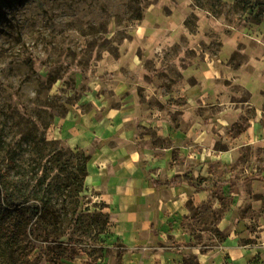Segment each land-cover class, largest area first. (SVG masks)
Masks as SVG:
<instances>
[{"label": "rangeland", "instance_id": "obj_1", "mask_svg": "<svg viewBox=\"0 0 264 264\" xmlns=\"http://www.w3.org/2000/svg\"><path fill=\"white\" fill-rule=\"evenodd\" d=\"M263 1L3 0L0 160H90L85 228L0 264H264Z\"/></svg>", "mask_w": 264, "mask_h": 264}, {"label": "trees", "instance_id": "obj_2", "mask_svg": "<svg viewBox=\"0 0 264 264\" xmlns=\"http://www.w3.org/2000/svg\"><path fill=\"white\" fill-rule=\"evenodd\" d=\"M262 4L264 7V1ZM35 148L38 157L28 168L17 164V158L6 147L5 158L0 160V236L5 239L6 251L18 253L19 260L31 257L37 249L32 244L35 240L47 242L42 251H52L62 247L58 245L66 232H77L86 224L80 194L88 175L90 155L81 149L46 152L44 147ZM45 156L49 158L42 165ZM100 216L96 215V225ZM108 222L107 218L99 232H104ZM24 262L29 264L27 259ZM50 263L55 260L52 258Z\"/></svg>", "mask_w": 264, "mask_h": 264}, {"label": "water", "instance_id": "obj_3", "mask_svg": "<svg viewBox=\"0 0 264 264\" xmlns=\"http://www.w3.org/2000/svg\"><path fill=\"white\" fill-rule=\"evenodd\" d=\"M3 0H0V3L2 2Z\"/></svg>", "mask_w": 264, "mask_h": 264}, {"label": "crops", "instance_id": "obj_4", "mask_svg": "<svg viewBox=\"0 0 264 264\" xmlns=\"http://www.w3.org/2000/svg\"><path fill=\"white\" fill-rule=\"evenodd\" d=\"M90 169V168H89ZM88 176V175H87Z\"/></svg>", "mask_w": 264, "mask_h": 264}]
</instances>
